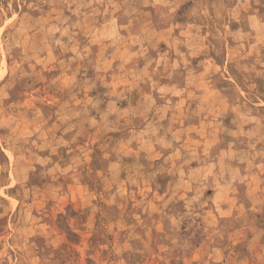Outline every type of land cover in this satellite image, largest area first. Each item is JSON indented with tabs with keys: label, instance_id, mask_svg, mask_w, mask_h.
<instances>
[{
	"label": "rangeland",
	"instance_id": "obj_1",
	"mask_svg": "<svg viewBox=\"0 0 264 264\" xmlns=\"http://www.w3.org/2000/svg\"><path fill=\"white\" fill-rule=\"evenodd\" d=\"M0 264H264V0H0Z\"/></svg>",
	"mask_w": 264,
	"mask_h": 264
}]
</instances>
